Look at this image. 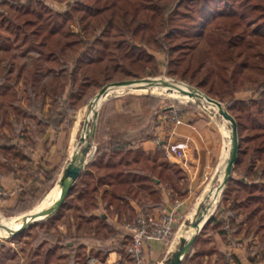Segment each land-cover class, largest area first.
I'll list each match as a JSON object with an SVG mask.
<instances>
[{
    "label": "trees",
    "instance_id": "1",
    "mask_svg": "<svg viewBox=\"0 0 264 264\" xmlns=\"http://www.w3.org/2000/svg\"><path fill=\"white\" fill-rule=\"evenodd\" d=\"M4 9L13 13L7 16ZM7 32L14 34L15 38L21 37L18 45L26 43L27 50L33 48L40 53L53 77H65L61 97L53 103L60 104L59 99L66 106L67 87L95 84L109 71L127 76L144 73L148 65L158 66L154 52H165L170 72L181 71V75H191V80L212 97L217 96L222 88L229 94L230 101L226 107L237 120L240 139L233 171L238 169L247 153V149L241 146L243 140L251 142L252 152L264 160V0H71L65 10L56 11L42 0H0V52L7 53L13 48ZM2 70L0 124L10 125L19 121L11 118L9 109L17 110L20 98L9 81L12 79L11 69L5 68L4 72L3 67ZM13 80L16 81V77ZM245 80L255 83L252 91L256 96H235L237 87L242 86ZM31 95L33 102L35 91ZM69 96H72L71 91ZM37 107L32 114L42 127L38 136L29 133L33 146L48 128H60L66 115L62 109L46 115L41 111L42 107ZM68 111L74 109L69 107ZM21 128L26 129L21 125L17 129L18 134L10 140L6 134L4 139L0 137V157L5 161L0 177L10 171L19 173L14 167L16 163L21 167L34 163L32 150H28L20 140ZM243 129L248 131L244 137L241 135ZM126 147L125 142H111L103 150L98 149L58 211L37 223L54 220L65 206L71 208L68 204L71 198L81 201L75 204L78 209L84 208L83 213L91 209L96 205L100 186L112 185L110 189H103L102 196L108 200L107 205L113 203L119 195L120 184L132 178L128 171L131 161L125 158L130 150ZM106 148L111 150L109 157L105 160L101 156L98 158L101 151H107ZM254 162L245 163L239 177L232 175L227 186L233 182L237 184L235 196L225 210L222 203L228 201V196L224 197L204 227L209 223H215L218 228L225 226L224 217L231 210L235 214L247 213L250 220L258 212L263 205L261 202H264V163L257 167ZM89 166H95V171ZM101 169H105L104 172L101 173ZM99 170L100 174H96ZM56 171L57 168L52 172L46 171V175L52 179ZM34 184L23 190L26 197L21 196L19 204L33 201ZM253 204L257 205L252 207ZM82 212L78 213L79 219L97 221V227L104 223L99 217L85 216ZM219 213L224 215L222 219H218ZM199 238L197 236L182 264H202L200 256L211 252L205 248L196 250ZM53 252V249H47L44 264ZM217 253V264H228L226 255ZM91 254L97 256L98 252L91 250ZM76 264H79L77 260Z\"/></svg>",
    "mask_w": 264,
    "mask_h": 264
},
{
    "label": "rangeland",
    "instance_id": "2",
    "mask_svg": "<svg viewBox=\"0 0 264 264\" xmlns=\"http://www.w3.org/2000/svg\"><path fill=\"white\" fill-rule=\"evenodd\" d=\"M42 1L46 5H48V7L56 11L65 10L71 0ZM4 11V14L7 16H10L13 13V11L9 9H4ZM7 34H9L11 38L13 48L9 49L7 53L0 52V74L3 71V67L4 72L5 68L11 69L10 75L12 76V79H10L9 81L12 86L15 87V90H17V96L20 98V105L18 106L17 110L9 109V107L8 109L11 111V118H14L15 120L18 119L19 121L18 123L12 122L10 125L7 123H4L5 125L0 124V137L4 139V135L6 134L8 140H10L11 138H14L16 134H18L17 131L19 130L17 129L21 127V125L25 126L26 129L21 128L20 134H22V136L20 137V140L25 145V147L30 150V148L33 146L30 134L38 136V134L41 132L42 127L40 121L32 114L35 110H37L36 105L40 106L37 107L39 109L42 107L41 111H43L46 115L55 111L56 109H60V111L61 109L63 111H66V115L64 117V121L60 124L62 129L60 133L61 135L63 134V136L59 141H57L56 146H53L51 150H49L48 148H44L45 150H42V146H39V148L36 149L34 153H32L35 162L30 166L26 165L25 167H21L17 163L14 165V167L19 170L17 171L19 172L18 175H24L25 179L20 177L22 178V182L24 183H20V185H22V188L15 185H13L12 188H9L0 184V217H10L25 214L26 211L28 212L29 210H31V208H33L44 197V195L56 183H58L59 177L62 174L65 165L70 159V150L73 143V125L76 116L80 110L89 106L93 97H95V95L103 85L113 81L130 78L168 77L175 81H182L192 87L198 88L202 92L211 96L204 88L199 86L195 81L191 80V75H181V71L175 73L170 72L168 55L165 52L159 51L154 52L158 58V66L156 68H154V66L148 65V67L145 68L146 71L144 73H134V76H127L123 73L109 71L108 74L100 77V80L98 79L95 84H89L86 87L75 84V86L71 89L67 87V91L65 92V98L68 100L67 106L63 105L61 101H59V99L58 103H60L61 105L55 104L53 103V101L57 97H61V89L64 85L63 83L66 80L65 77H53L52 73L48 71V65H46V62L44 61L40 53L33 50V48L27 50V45H25L26 43L18 45L21 37L15 38L14 34L8 32ZM20 34L23 35V32L20 31ZM32 73H34V75H32ZM13 77H16V81L13 80ZM1 78L2 77H0V79ZM243 85L244 88L241 89ZM243 85L237 87L238 90L235 93V96L239 98L252 96L254 94L252 89H254L253 87H255V83L245 80ZM33 91H35V100L31 102L30 97L32 96L31 93ZM70 91L72 93L71 97L69 96ZM219 91V94H216L217 96H214V98L220 100L226 107L227 103H229L230 101V96L227 92L223 91V88ZM254 96H256V94H254ZM170 106L180 108L181 114L184 113L185 109H197L198 111L204 113L208 118H210L218 129L220 128L219 124L223 123L222 117L219 114L215 116L212 112L213 109H209L203 103L195 104L193 102L182 101L180 99H174L165 95L161 96L155 94L131 92L125 93V95L122 94L119 96H112L106 99L97 108L99 113L97 119L95 120V133L94 135H91V141L94 145L93 151L95 152L97 149L103 150L105 147L109 146L111 142H119V138L124 136V130L135 124L140 125L147 123L146 129L148 130L150 128V130L148 131L149 133L150 131H152L151 128L157 129L156 126L160 127V125H162V121L164 122V120L160 118L168 114V111L171 109L169 108ZM69 107L73 108L74 111L69 112ZM157 115L161 117L159 119L154 118L155 116L157 117ZM157 120L160 122H158ZM92 128L90 132L92 131ZM79 132L77 135L78 138L80 137ZM247 132L248 131L243 129L241 131V135L244 137ZM14 141L17 142V140ZM241 146L247 149V153L243 157V161L238 166V169L233 171V175L236 178L240 176V172H243L245 163L255 161L254 163L257 167L259 166V164L264 163V160L262 158L256 156L252 152L253 147L251 145V142L243 140ZM42 151L43 154H41ZM108 154L109 153L106 151H101L98 158L101 156L103 159ZM170 154V156L178 157L176 153L170 152ZM0 155L2 156V153H0ZM14 159L15 158H13V160ZM3 162L5 161L0 157V171H4L5 169ZM55 168H57V171L53 175L52 179H50V177L46 175V171L52 172L53 170H55ZM95 169L96 167L92 166V170L95 171ZM104 170L105 169H101V173L102 171L104 172ZM96 174H100V170L98 172L96 171ZM216 176L217 173H215V176L211 179V183L215 181ZM26 182H35L34 187L36 188V191L35 193H33V201H29L28 203H26V205H22V203H18L19 198L21 196L22 198L26 197L23 193V190H26V188L31 185L25 184ZM111 186L112 185H110V187L100 186L98 195L101 192V188L110 189ZM236 187L237 184L235 182L228 186H225L223 191L219 194L218 201L214 207V210L212 211L213 214L218 209V206L221 204L224 197L229 196L230 201L235 196ZM118 189V192L122 191L120 186ZM204 191L199 192L195 196L194 200L191 201V203L187 204V207L183 209V212L179 219L175 217L172 232L169 233L163 240L157 241L160 243H165L166 245L171 244L172 247L170 248V251L166 252V248H161L158 252L157 257L154 258L155 260H149V264H169L167 263V259L179 246V236L181 228H183L184 226L188 228L190 225V220L187 217L188 211L193 208L195 202L197 201L196 199H198V197H200V195H202ZM102 193L103 192H101V195ZM173 194L174 196L178 197H173L174 199H172V211L175 214L176 210L179 209V207L182 205L180 199V197L182 196L179 195V193H177L176 191H173ZM103 199L106 203L108 202L107 199ZM177 200L179 201V204H176ZM229 201L224 202V204H222V207L224 208L227 205L226 203H229ZM75 203L80 204L81 201L71 198L68 202L71 208L67 206L62 208L61 211L57 214V218H55L54 220H47L45 222L38 223L34 222L32 223L33 225L24 228L23 230H21V232H18L12 236L0 237V264H44V254L47 249H53L54 251V254L51 255V257L47 261V264H76V260L79 264H83L84 260L86 261L84 262L86 264H97L98 261L94 258L95 256L91 254V250H87L85 241H87L86 238H89L90 236H88V234L99 230L97 227L98 224H96L98 222H89L85 221L84 219H79L77 217L78 213H81L84 208L78 209ZM111 204L115 206L117 202L114 200ZM261 204L263 205H261L258 212L248 222L249 228L247 232V238L249 239L248 241L250 244L247 245V253L249 256L255 257V259L264 260V202H261ZM255 205L257 204H253L252 207H254ZM164 212L165 210H162L161 215H159L160 217L157 216L159 218H155L153 215L146 214L140 211V213H138L135 218L125 220V227L129 233L130 231L127 228V224L135 221L139 215L144 217H151L154 220H160ZM81 220V224L78 225V222ZM72 221H74V224H76V226H74V229ZM207 228V234H205L204 237H206L205 239H208V243H205V245L210 248L213 244L210 242L213 232L212 229H210L209 227ZM202 229L197 236L202 235ZM78 231H80V233ZM114 234L115 233L101 234V232H98L95 235V238H97L98 240H105L115 237L116 235ZM130 242L131 234L129 243L127 245L121 246L123 251L120 249H118V251L122 252L123 254H127V256L136 263V261L130 256ZM143 247L141 253V261L138 264H143L144 261ZM199 248H204V246H201ZM101 255L102 254H100L98 258H101ZM36 261L37 263H35Z\"/></svg>",
    "mask_w": 264,
    "mask_h": 264
},
{
    "label": "crops",
    "instance_id": "3",
    "mask_svg": "<svg viewBox=\"0 0 264 264\" xmlns=\"http://www.w3.org/2000/svg\"><path fill=\"white\" fill-rule=\"evenodd\" d=\"M160 117L157 115L154 118L159 119ZM160 119L163 120V117ZM146 124L130 126L124 130V136L119 138V142L127 143L126 149L130 150L125 158L131 161L128 171L132 174L130 175L132 178L130 181L127 180L120 184L122 191L115 199L117 204L115 206L111 203L107 205L102 198L103 188H101L100 194L96 196V205L85 210L84 213L82 212L85 216L95 215L104 221V223L100 222L99 230L88 234L90 236L85 241L88 251L98 252L94 257L98 261L97 264H138L127 254L118 251V249L122 250L121 246L127 245L130 240V234L124 224L125 220L135 218L140 211L153 215L155 218L160 217L162 210L172 211V199L176 197L173 191L183 197L179 196L182 205L175 212L179 219L187 204L191 203L199 192H203L210 185L211 179L215 176L214 172H218L219 157H221L224 145L223 135L220 128L218 129L213 121L201 111L185 109L180 122L166 124L162 121V125L156 126L157 129L151 128L150 133L148 132L150 128L147 130ZM60 131H62L61 127L48 128L38 143L30 150L34 153L39 146H42V150L44 148L51 150L63 136ZM156 132L161 133L166 142L172 143L182 150V155L170 156L171 151L168 147H158L154 140ZM106 149L109 154L103 160L111 154V150ZM33 160L35 162L34 156ZM89 168L92 169V166ZM20 177L24 178V175L19 176L13 171L6 172L0 177V184L9 188H12L13 185L22 188L20 183L23 182ZM28 182L25 184L35 183ZM226 204L228 205V203ZM226 206L223 208L224 210ZM221 217L224 215L219 213L218 219H222ZM224 219L227 222L225 226L221 225L218 228L215 223H209L206 227H202V237L199 238L196 250H199L201 246L211 250L208 254L203 253L200 256L202 264H217L219 260L217 252L226 255L229 259L228 264H264L263 259H255L247 253V245L250 244L247 238L248 222L250 221L247 213L242 211L235 214L231 210ZM72 222L74 229L76 224L74 221ZM207 227L213 232L210 241L213 244L210 248L205 245L208 243V239L204 237L207 234ZM78 232L80 233V231ZM98 232L101 234L115 233L116 236L98 240L95 238ZM171 247V244L166 245L160 242L146 243L143 247V264H149V260L154 261L161 248H166V252H169ZM100 254H102V258H98Z\"/></svg>",
    "mask_w": 264,
    "mask_h": 264
},
{
    "label": "water",
    "instance_id": "4",
    "mask_svg": "<svg viewBox=\"0 0 264 264\" xmlns=\"http://www.w3.org/2000/svg\"><path fill=\"white\" fill-rule=\"evenodd\" d=\"M141 82H148L150 84L155 83V82L167 83V81L163 80L161 77H142V78H130V79L117 80V81H113V82L103 85L99 89L97 94L95 95L94 99H98L101 95L107 94V90L110 87L120 86V85H132V84L141 83ZM190 87H191L190 90L188 91L183 90V92H187L191 96L204 98L210 103H212L214 106L217 107L218 112L225 119H227L231 125V135H230L231 146L229 149V155L227 157L226 164L224 166L222 178L216 187V190L220 194L225 188V186L227 185V183L229 182L230 178L232 177L233 169H234L235 163L238 158V152H239V146H240L238 123L234 115L225 107V105L220 100L209 96L208 94L202 92L198 88H195L192 86ZM92 102L93 101H91L90 103ZM98 113H99L98 109H95L92 131L86 134L85 137L84 136L80 137L79 141H80V144H82L81 149L77 153L72 155L68 163L65 165L62 174L59 177L58 184L60 185L61 189H60V193L57 199L51 205L47 207L26 213V215L22 218V222L20 226L15 229L6 227L2 223H0V227H3L6 230H8L7 236H12L20 232L24 228L28 227L32 223L46 219L47 217L52 216L58 211L60 205L65 200L71 187L74 185L78 177L84 171L88 162L90 161L91 157L94 154V151H92L93 144L91 141V135H94L95 133V120L98 117ZM210 192L212 191H208V193ZM208 193L205 194V197L209 195ZM210 207H211V204H208L206 206H204L202 202L198 204L196 219L194 221L191 220L189 222L191 226L196 228V231L189 238H187L185 235L180 237L179 246L171 254V256L167 259V263L182 264L186 255L191 251L198 233L200 232L204 224L209 220V218L213 214L212 212L209 216L206 217V214L208 213V210ZM201 208H202V211L200 212Z\"/></svg>",
    "mask_w": 264,
    "mask_h": 264
},
{
    "label": "bare ground",
    "instance_id": "5",
    "mask_svg": "<svg viewBox=\"0 0 264 264\" xmlns=\"http://www.w3.org/2000/svg\"><path fill=\"white\" fill-rule=\"evenodd\" d=\"M162 79L167 81V83L155 82V83L150 84L148 82H141V83H136L132 85L113 86L107 90V94L101 95L98 99H94L93 97V100H92L93 102L90 103L89 106L80 110L76 116V119L73 125V143H72L71 150H70V158L72 157L73 154L77 153L82 147V144H80V141H79L80 137L81 136L85 137V135L90 132L92 128L95 109H97L106 99L112 96H119L122 94L125 95V93H130V92L131 93H145V94H155V95H161V96L165 95L167 97H171L174 99H180L182 101H189L195 104L203 103L209 109H213L212 112L215 116L219 114L222 117L223 123H220L219 127L223 133V139H224L223 144L224 145H223V151H222L223 153L221 156V160H220V163L218 164L219 169H218L215 181H213L210 185H208L205 191L203 190L204 193L200 195L198 199H196L197 201L195 202L193 208L190 211H188V215H187L188 219L190 221L191 220L194 221L197 216V207L200 202H202L204 206L211 204V207L209 208L208 213L206 214V217H207L212 213L218 201L219 193L216 190V187L222 178L224 166L226 164V160L229 155V149L231 146V139H230L231 126H230V122L218 112L217 107L214 106L212 103H210L204 98L191 96L187 92H183V90L185 91L190 90L191 89L190 85L182 81H175L168 77H162ZM78 132L80 133L79 138L77 136ZM93 149H94V145L92 147V151ZM60 189H61L60 185L56 183L44 195V197L33 208H31V210H29L28 212L26 211V213H29L30 211L39 210V209H42L44 207L51 205L59 196ZM208 191H212V192L208 193ZM206 193L209 194L207 197H205ZM201 211H202V208L200 209V212ZM26 213L22 215H17V216L15 215V216H10V217H0V223L5 225L6 227L15 229L20 226L22 222V218L26 215ZM195 231H196V228L191 225H189L188 228L184 226L183 228H181L179 237L185 235L187 238H189ZM7 235H8V230H6L3 227H0V237H5Z\"/></svg>",
    "mask_w": 264,
    "mask_h": 264
},
{
    "label": "built area",
    "instance_id": "6",
    "mask_svg": "<svg viewBox=\"0 0 264 264\" xmlns=\"http://www.w3.org/2000/svg\"><path fill=\"white\" fill-rule=\"evenodd\" d=\"M167 115L163 116L164 122L167 123H178L181 120L182 114L181 109L178 107L170 106ZM154 140L158 147H168L171 153H176L177 156L182 155V150L178 149L172 143L166 142L163 139L162 134L156 132ZM179 201H176V204ZM176 215L173 211H166L161 216L160 220H154L151 217H144L139 215L138 218L127 224L129 233L131 234V246L129 248L130 256L139 263L141 261L142 247L146 242H157L163 240L169 233L172 232L173 224Z\"/></svg>",
    "mask_w": 264,
    "mask_h": 264
}]
</instances>
